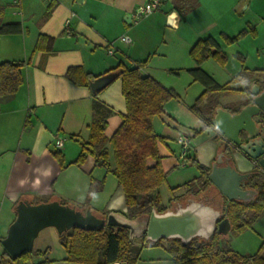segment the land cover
Instances as JSON below:
<instances>
[{"label":"crops","instance_id":"0c3cea01","mask_svg":"<svg viewBox=\"0 0 264 264\" xmlns=\"http://www.w3.org/2000/svg\"><path fill=\"white\" fill-rule=\"evenodd\" d=\"M145 2L0 0V25L18 21L22 28L19 33L0 35V62L29 60L20 68L22 82L18 89L0 95V239L14 220L16 205L21 200L37 203L56 199L83 212L88 209L98 218L103 217L106 207L98 202L106 191L105 184L91 195L89 188L91 178H102L105 170L100 168L99 174L92 175L97 167L93 156L90 163H72L81 144L88 140L93 113L90 87L79 86L65 77L70 66L80 65L97 75L120 61L127 66L145 61L141 71L165 85L171 76L169 72L188 71L197 66L189 50L198 39L211 36L223 51L225 45L235 46L233 53H237L242 62L240 70L245 69V77L235 82L236 87H249L253 82L261 86L264 79V74L260 73L264 72V57L260 56L264 54V0H166L153 13L135 20L133 10ZM170 15L174 17L172 20L168 19ZM66 19L70 20L67 27ZM248 24L254 28V35L248 33L239 41L225 42L223 35L234 36L247 29ZM39 34L53 38L51 51L44 59L43 52L34 49ZM123 34L130 37L129 43L119 39ZM112 40L116 49L109 54L107 43ZM201 64L200 67L219 84L237 74L227 77L225 74L219 80ZM227 65L228 60L221 65L222 71ZM243 96L244 93L235 94L237 99ZM97 98L112 110L104 130L110 138L126 112L120 79L107 85ZM234 101L224 100L223 104ZM164 106L153 125L155 121L165 124L162 131L155 132L162 137L157 147L166 175L179 164L177 148L171 142L176 141L179 134L189 136L190 165H196L192 163L194 160L210 167L221 152L214 130L206 127L205 122L185 105L177 106L186 122L166 113ZM58 139L63 140L60 147L55 146ZM56 150L64 157L63 168L53 156ZM72 167L76 170H71ZM250 167L247 160L239 164L243 171ZM188 173L184 183L200 175L194 166ZM209 189L214 187L209 186ZM41 197L48 198L36 200ZM115 211L125 213L126 208ZM65 258L64 250L58 258H50L51 264H80Z\"/></svg>","mask_w":264,"mask_h":264},{"label":"trees","instance_id":"16d2710c","mask_svg":"<svg viewBox=\"0 0 264 264\" xmlns=\"http://www.w3.org/2000/svg\"><path fill=\"white\" fill-rule=\"evenodd\" d=\"M21 30L18 21L0 25V35L19 33ZM248 33L255 34L250 24L247 29H242L234 36L223 35V39L227 43H233ZM52 42L51 36L39 34L34 49L42 51L44 59L51 51ZM189 55L197 66L188 71L193 80L199 81L204 86L202 93L189 108L205 122L206 127L210 126V120L216 107L219 106L215 97L217 92L245 93L250 101L252 95L248 86L243 88L231 86L233 82L244 79V68L228 82L219 84L200 67V64L209 57L220 65H224L228 59L214 38L207 36L198 39L190 48ZM28 61L0 62V95L13 93L18 89L22 82L20 68ZM144 63L145 61H141L127 66L120 61L114 67L97 75L85 71L80 65L70 66L65 72V77L79 86H89L90 81L109 73L113 74L110 83L116 79L121 81V93L126 107V112L121 115V123L110 138L105 135L106 118L112 110L97 98L104 88L91 91L93 114L89 123L88 140L81 144L80 152L72 163L83 162L86 153H90L94 157L95 166L103 168L106 173H112L117 179V184L122 188L126 207L124 214L128 218L147 214L152 208L159 212L170 208V205H163L159 195V188L166 179V172L161 166V156L157 147L162 137L155 132L153 120L163 113L164 104L171 98H178V94L174 89L165 87L152 76L143 73L141 67ZM53 156L63 168L62 153L56 150ZM149 160L152 163H149ZM192 163L198 166L200 175L183 183L184 191L181 194L175 195L172 192L169 198L170 204L186 195L198 196L207 187L209 182H203V179L210 167L194 160ZM247 183L257 190L252 201L237 199L227 201L224 196L216 195L222 200L221 211L225 213L230 232L233 233H239L246 227L252 226L260 214L264 213V180L254 173ZM103 185L104 178L92 177L89 195L102 189ZM179 186L181 185L177 187ZM211 191L219 192L216 188ZM59 237L66 253V261L80 264H136L140 249L154 246L164 248L174 264H264V255L259 251L244 255L231 249L227 243H223V246L220 243L221 234L217 232L208 239L193 238L187 244H182L179 239H160L156 242L144 240L145 243L140 248L133 246L136 239L129 240V230L123 226L106 224L96 228L74 226L59 233ZM163 241L170 242L169 246H163ZM46 252L47 249L32 250L12 258L2 248L0 264H4L5 259L12 261L13 264H19V259L22 260L20 264H51ZM32 255L41 259L35 263H28Z\"/></svg>","mask_w":264,"mask_h":264},{"label":"water","instance_id":"95a60500","mask_svg":"<svg viewBox=\"0 0 264 264\" xmlns=\"http://www.w3.org/2000/svg\"><path fill=\"white\" fill-rule=\"evenodd\" d=\"M173 18L170 15L168 19ZM112 78L113 74L110 73L101 75L90 81L89 87L91 91L101 90ZM249 93L252 95L251 103L237 112L216 107L210 127L220 134L218 142L221 149L227 145L231 149L229 156H225L223 151L217 154L203 179V182L209 183L195 199L160 212L152 208L149 213L135 218H128L123 212L115 210L110 211L105 218H98L88 209L83 212L56 199L37 203L21 200L16 205L14 220L0 240L1 247L12 258H17L33 250L39 232L47 227L55 228L59 234L74 226L96 228L105 224L126 227L129 240L143 236L152 242L177 238L182 244H187L196 237L208 239L216 229L217 220L223 215L205 199L206 193L211 191L209 186L216 188L227 200L247 201L256 194L255 189L244 187L245 179L253 173L252 165L257 163L264 168V124L259 120L264 114V89L253 82ZM222 156H225L224 163ZM243 160L251 164L248 170L239 169ZM202 196L204 199H201ZM222 224L228 225L227 218L219 225L220 233H224Z\"/></svg>","mask_w":264,"mask_h":264},{"label":"rangeland","instance_id":"374dc122","mask_svg":"<svg viewBox=\"0 0 264 264\" xmlns=\"http://www.w3.org/2000/svg\"><path fill=\"white\" fill-rule=\"evenodd\" d=\"M242 39V38H240ZM238 39V41L240 40ZM235 46H226L225 45V53L227 55L228 65L225 68V71H222L221 65L215 61L214 59H211L204 65L201 64L204 69L209 71L210 73H214L219 80L220 78L227 77L228 75H233V73H238L240 71V64L242 63L239 59V55L237 53H233ZM245 56V55H243ZM261 57H264V54H260ZM251 57H249V61L251 60ZM261 74H264V72H260ZM171 74L170 78L166 80L165 85L167 88H172L174 91L178 94V98H171L169 99L165 106L164 110L166 113L170 112L174 115H177V119L183 120L186 122V118L183 117L181 110H178L177 105H185L188 108L195 102L196 98L202 93L204 90L203 84H201L199 81H195L192 78V75L187 70L182 71H174L169 72ZM236 82V81H235ZM235 82L231 84L232 87H236ZM257 84V83H256ZM261 84V82H260ZM251 85L249 86V88ZM235 94L233 92H223V93H216L215 97L217 98V101L219 102V106L223 107H233L234 103H225L223 104V101H234L236 100ZM224 99V100H223ZM173 102H176L177 105H174ZM190 110V108H189ZM191 111V110H190ZM192 112V111H191ZM169 114V113H168ZM157 118V117H156ZM154 130L159 133L162 131L165 127L164 122L161 121H155L154 123ZM174 148H177V154L179 153L180 145L176 141H171ZM80 152V150H77L76 155ZM92 155L90 153H86L84 163H90V157ZM180 161V158H179ZM81 162V163H83ZM181 163V162H180ZM196 167L198 169L197 165H190V163H186L185 165L178 164L173 170L166 175L165 181L162 183V185L159 188V195L161 202L165 206H169L174 204L175 202H172L170 204V196L173 194L179 195L184 191V186L182 185L184 183V178L186 175H188V171L192 167ZM101 167H96V169L93 171L92 175L99 174V171ZM71 170H76L75 167H72ZM105 172V171H102ZM106 173V172H105ZM103 175L102 178H104V184L106 187L105 193L100 197L99 204L104 205L106 208L103 212V216L107 215L110 211L113 210H120L125 207L124 202V196L123 193L118 187L117 179L112 173H106ZM73 177V176H71ZM192 177V176H191ZM178 185H181L177 187ZM177 187L176 189H174ZM174 190H173V189ZM210 190V189H209ZM213 190V189H211ZM214 193V192H213ZM208 196V195H206ZM191 197L190 199H195V196H188L186 195L183 198H180L178 201L185 204L187 202V198ZM204 198V196H202ZM48 197H41L36 200L41 199H47ZM64 203V202H62ZM120 208V209H119ZM104 218V217H102ZM223 243H227L228 246L241 253V254H254L256 252H260L262 255H264V213H261L260 216L255 220V222L252 224V226H248L245 229H243L239 233H233L229 232L226 236H223L221 238ZM145 243L143 239L137 238L133 242V246L135 248H140L142 244ZM168 241H163V246H169ZM1 246V245H0ZM224 246V245H223ZM47 249V256L49 258H58L62 252L64 251V248L61 243V239L59 237V234L53 227H47L43 230H41L36 237L34 241V247L33 250H41L44 251ZM49 253V254H48ZM168 253L165 251L164 248L160 246H154V247H143L140 249L138 253V260L136 264H173L172 259L168 257ZM38 256L32 255L29 259L28 263H34L36 260H38ZM41 258V257H40ZM8 259L4 260V264H9ZM18 263H22V260L19 259Z\"/></svg>","mask_w":264,"mask_h":264},{"label":"flooded vegetation","instance_id":"af4514ba","mask_svg":"<svg viewBox=\"0 0 264 264\" xmlns=\"http://www.w3.org/2000/svg\"><path fill=\"white\" fill-rule=\"evenodd\" d=\"M261 89H264V79H262V83H261ZM246 100V101H245ZM234 103V106L233 107H228V108H226V107H224V105H223V108H225V109H227V110H229V111H231V112H237V111H239L240 109H241V107H243L244 105H246V104H248V103H251V99H250V101L247 99V97H246V95H244L242 98L241 97H238V99L236 98V100L233 102ZM258 118V117H257ZM259 120H261V122H262V124H264V114H262L261 115V117L259 118ZM214 130V129H213ZM214 132H215V134H216V136L219 138V137H221L220 136V134L216 131V130H214ZM231 149V147L229 146V145H227L226 147L225 146H223L222 147V149H221V151H223L224 152V154H225V156H229V150ZM225 156H222V163H224L225 162ZM215 159H216V157H215ZM231 162V161H230ZM252 170H253V173H252V175L254 174V173H256L262 180H264V168H261V167H259L258 165H257V163H254V165H252ZM251 177V175L247 178V179H245V185H244V187L245 188H253V189H255L254 187H252L251 185H249L248 183H247V181H248V179ZM256 190V189H255ZM256 194H257V190H256ZM256 194L254 195V197H252V199H250V200H247V201H252L254 198H255V196H256ZM206 195H208V196H206V200H207V202L208 203H210L211 205H213L214 207H216L217 209H219V211L221 212V213H223L222 211H221V199H220V195H222L220 192H217L216 191V193H213L212 191L211 192H207L206 193ZM216 195H219V196H216ZM223 196V195H222ZM196 197V196H195ZM190 198L191 197H188L187 199L188 200H190ZM201 199H204V198H202L201 197ZM226 199V198H225ZM187 200V201H188ZM227 200V199H226ZM227 201H229V200H227ZM243 201V200H242ZM173 202H175L174 204H172V205H170V208H172V207H174V206H176L178 203H181V204H183L182 202H180V201H178V200H175V201H173ZM107 216V215H106ZM105 215L103 216L104 218L106 217ZM224 218H226L225 217V213H223V215L221 216V217H219V219L217 220V222H216V229H215V231L212 233V235L214 234V233H220L219 232V225L221 224V222H222V220L224 219ZM221 228H222V230H224V233H220L221 234V238L223 237V236H226L229 232H230V226H229V223H228V225H221ZM211 235V236H212ZM196 238H200V237H196ZM140 239H143V240H145V237L143 236V237H141ZM177 239V238H176ZM201 239H205V238H201ZM168 240H170V239H168ZM180 240V239H179ZM220 240H222V239H220ZM180 242H181V240H180ZM223 241H220V243H222ZM182 243V242H181ZM244 255H248V254H244ZM170 256V255H169ZM171 258V257H170ZM172 259V258H171ZM172 262H173V260H172ZM174 264V263H173Z\"/></svg>","mask_w":264,"mask_h":264},{"label":"built area","instance_id":"2783aa9c","mask_svg":"<svg viewBox=\"0 0 264 264\" xmlns=\"http://www.w3.org/2000/svg\"><path fill=\"white\" fill-rule=\"evenodd\" d=\"M19 0H13V2H18ZM166 0H146L145 3L140 4L137 6L133 12H132V17L135 20L140 19L143 16H147L157 9L160 8L163 2ZM69 19H66L65 25L66 27L69 25ZM119 39L124 42V43H129L131 41L130 37L127 34H123L119 37ZM114 40L109 41L107 43V52L109 54H112L115 51V45H114ZM177 142L180 145L179 148V153H178V158H180L179 164L185 165L186 163L190 162V156H189V150H190V142H189V136L185 134H179L177 137ZM63 143L62 139H58L55 141V146L60 147ZM181 162V163H180ZM1 249L0 247V256H1Z\"/></svg>","mask_w":264,"mask_h":264}]
</instances>
